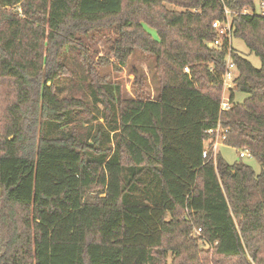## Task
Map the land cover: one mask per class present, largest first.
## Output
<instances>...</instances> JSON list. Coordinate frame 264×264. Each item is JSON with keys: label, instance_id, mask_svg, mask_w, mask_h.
<instances>
[{"label": "trees", "instance_id": "1", "mask_svg": "<svg viewBox=\"0 0 264 264\" xmlns=\"http://www.w3.org/2000/svg\"><path fill=\"white\" fill-rule=\"evenodd\" d=\"M253 8V0H0V264H264V14L243 12ZM225 9L230 37L261 66L231 46L237 75L220 112L228 43L208 42ZM112 27L116 38L95 63L82 37ZM137 50L153 61V97L135 68L133 97L98 76L97 64L121 70ZM61 79L87 84L81 96H60ZM218 121L224 144L247 149L258 173L218 152L216 165L202 158Z\"/></svg>", "mask_w": 264, "mask_h": 264}, {"label": "rangeland", "instance_id": "2", "mask_svg": "<svg viewBox=\"0 0 264 264\" xmlns=\"http://www.w3.org/2000/svg\"><path fill=\"white\" fill-rule=\"evenodd\" d=\"M254 3V9L259 12L260 9V3L258 0H253ZM171 9H177L176 7L169 6ZM7 9H12L14 11H17L20 13L21 9L19 7H7ZM148 31L152 34L153 37H156L154 31L148 29ZM116 38V30L115 28H104L97 31H92L88 36L82 37V41L85 44V46L89 50V56L90 58H93L94 62L97 63L98 58L101 56H105L108 54V44L110 41L114 40ZM111 39V40H110ZM231 46L232 48L239 53L240 55L244 56L246 59L249 60V62L252 64L255 68H260L261 62L258 56H256L253 52H251L247 46L245 45L244 41L240 38H231ZM69 51V50H68ZM67 51V52H68ZM71 52L68 53V55L65 56L64 60L68 66H73L71 63L73 55H71ZM137 69L139 73L144 75L146 77V86L145 91L150 95V97L155 96L156 90L158 87V82L153 78L151 75V70L153 68V61L151 58L144 55L139 50L135 51L134 54L131 56V58L128 61V65L124 67L121 70H115L111 66L101 67L97 64V71L99 77H105V80L115 82L119 84L122 88V94L124 97H133V90L131 88L132 81L135 80V75L132 73V69ZM77 72L81 74L80 69L77 68ZM66 78V77H62ZM87 81H89L88 77H85ZM87 84V82L83 84H80L78 88H72L71 83L68 79H61L58 81V86L60 90L58 91V94L60 96L69 95L70 93L75 95L76 97L81 96L82 92L84 90V87ZM9 96V101L12 100ZM84 98V97H82ZM88 100L86 103L89 105V107H93V114H96L98 116V121L103 122V119L98 115L96 112V107L94 103L92 102V98L90 97V89H88L87 97ZM244 98L243 93L236 92L235 93V99L237 101H242ZM95 116V115H93ZM91 117V115H89ZM97 121H93V124H95ZM239 150L235 149L231 146H227L220 142L219 148H218V154L223 158V160L228 164H234L238 161H242L243 163H246L250 165L253 170L258 173L260 171V165L257 162V160L254 157H243L240 158L238 154ZM195 229L193 228L192 234H194ZM198 236V235H195ZM203 247L207 248L209 247L208 244H202Z\"/></svg>", "mask_w": 264, "mask_h": 264}, {"label": "built area", "instance_id": "3", "mask_svg": "<svg viewBox=\"0 0 264 264\" xmlns=\"http://www.w3.org/2000/svg\"><path fill=\"white\" fill-rule=\"evenodd\" d=\"M260 3V9L259 12H257L254 8L253 9H245L243 12L248 14H264V0H258ZM226 18L223 22L216 20L212 23V27L218 32L219 37L213 39L212 41L208 42L209 47H217L221 46L223 44V39H221V36H226V40L228 43V49L226 52V63L225 68L221 74V81H222V91H221V97L219 100V110L220 112L223 110H228L231 107V101H230V94L229 90L233 86V80L235 79L237 75V68L234 63V61L231 58V37H230V18H229V12L225 9ZM184 71L186 73H189L188 67H184ZM226 129L221 126L220 121L217 122L215 127L208 129L207 133L209 134L210 138L207 139L204 144L205 147L203 148L201 152L202 158H204L206 161H212L214 165H216V156L219 148L220 142L224 144L225 139V133ZM239 157H252L251 153L247 149H240ZM195 235H200L201 228L200 227H194Z\"/></svg>", "mask_w": 264, "mask_h": 264}]
</instances>
